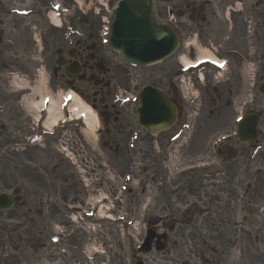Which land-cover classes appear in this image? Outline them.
Segmentation results:
<instances>
[{
    "label": "flooded vegetation",
    "instance_id": "1",
    "mask_svg": "<svg viewBox=\"0 0 264 264\" xmlns=\"http://www.w3.org/2000/svg\"><path fill=\"white\" fill-rule=\"evenodd\" d=\"M236 1L216 0L215 6L210 7L214 8L210 12L215 19L213 23L202 17L209 15L202 0H176L171 8L169 0H163L157 16L167 21L170 11L177 10L181 18L175 24V29L181 43L197 33V46L210 47L218 56L230 58L231 66L240 67L247 63L248 58L245 43L248 17L238 15V19L231 18L229 28L221 22L225 11L233 9ZM54 6L58 7L55 23L47 17L48 12L56 10ZM241 6L243 8V4ZM94 8L93 0H0V192L12 196L19 189L20 197V202L11 211L5 215L0 212V224L27 219L33 227L38 228L41 216L58 219L67 216L68 213L56 201L63 205L74 201L70 194L67 169L58 161L54 150L68 144L72 128L64 124L50 133L43 131L46 109L42 111L35 106L39 98L37 92H33V87L38 71L36 61L39 59L46 64L44 69L52 67L51 74L55 81L47 89L54 94L60 80L72 87L75 78L67 75L72 61L86 63L90 55L88 49L93 51V58L102 54L101 17L91 13L96 16L92 17L88 12ZM252 9L254 37L258 42H264V28L259 25V19L264 24V0H258ZM17 10H25V14ZM233 25H236L235 29H232ZM56 50L64 58V67L54 66ZM186 53L193 57L195 49L189 48ZM256 53L260 63L264 53L260 50ZM69 54L73 56L72 59H69ZM52 55L54 59H51ZM29 57L32 63L25 68V58ZM86 68L90 69V66ZM18 73L23 78V85L12 82ZM242 91V83L238 82L235 100L231 97L228 100V117L233 114L232 103L241 100ZM243 149L239 147L236 151L234 146L227 148L228 154L234 153L232 161L235 164L240 162ZM261 163L264 165V158H261ZM16 260L13 257L12 261ZM4 263L7 264L6 261Z\"/></svg>",
    "mask_w": 264,
    "mask_h": 264
},
{
    "label": "rangeland",
    "instance_id": "2",
    "mask_svg": "<svg viewBox=\"0 0 264 264\" xmlns=\"http://www.w3.org/2000/svg\"><path fill=\"white\" fill-rule=\"evenodd\" d=\"M27 62V58L25 60V64ZM160 66H156L154 68H152V70H157L159 69ZM145 72H146V68H142V69H132L130 71V73L124 77H122L123 72H119L118 74L120 76V78L122 79V81H125L124 79H130V81L135 82L137 81L138 84L142 85L145 84V82L148 81V79H145ZM134 75H137V77H134ZM48 80V79H47ZM119 82H121L120 80H118ZM73 99L75 100V102L79 103L78 100L76 99V96L73 95ZM82 104V103H81ZM79 106V104H76ZM96 124H93V126L91 127V130L89 132V136L91 139H89V141L93 142L94 147H97V145L95 144L98 138L101 137H97V132H96ZM95 141V143H94ZM98 151H104L103 149H101V147L99 146V150ZM117 173H114L112 170L109 173V176L113 179H117ZM123 201L125 203V208L122 209L121 208V217H122V223L121 224V232H120V245L119 248L117 249V256L115 258L114 261L111 260V262L109 261L108 263L105 262L103 264H131L130 261V255H131V249H134V245L137 243V241L141 238L142 234H143V225L145 224V221L143 219V221H140V224L138 225V223H136V230L130 227H127L128 222H132L133 220L137 221L138 220V216L140 213V209H141V205L144 203H141L140 207L137 209L135 216L132 215L133 214V209H130L131 214L127 215V213H129V211H127V203H128V197L127 195L123 197ZM133 217V218H132ZM139 222V221H138ZM106 235V234H105ZM108 238V236H107ZM8 241V238L5 237L4 238V242ZM112 251V249H111ZM92 254V253H91ZM109 259V258H108ZM145 261V258H143ZM87 264H92L91 262H87Z\"/></svg>",
    "mask_w": 264,
    "mask_h": 264
},
{
    "label": "water",
    "instance_id": "3",
    "mask_svg": "<svg viewBox=\"0 0 264 264\" xmlns=\"http://www.w3.org/2000/svg\"><path fill=\"white\" fill-rule=\"evenodd\" d=\"M146 0H124L121 7H120V16L117 18V10L114 11L113 16L111 17L112 21V28L114 27V33L115 35L112 37L113 44L116 45V47H120L122 49H126L127 45L126 43L131 42L133 40H139L143 39L145 36H149V34L152 33L151 27L149 28L148 21L146 23H141L139 26H136L133 30V37L132 35V28H128V25L132 26V22H134V19H132L127 13L129 10L135 9L137 11V15L141 16L142 14L137 8L138 4L146 3ZM119 8V7H118ZM127 9V12L123 14L122 11ZM147 20L149 19L148 14L145 15ZM117 25H119L121 28L117 31ZM148 32V33H146ZM140 36V37H138Z\"/></svg>",
    "mask_w": 264,
    "mask_h": 264
},
{
    "label": "bare ground",
    "instance_id": "4",
    "mask_svg": "<svg viewBox=\"0 0 264 264\" xmlns=\"http://www.w3.org/2000/svg\"><path fill=\"white\" fill-rule=\"evenodd\" d=\"M42 88H43L42 81H38L37 87H35L34 90L35 91H41ZM81 112H86L87 113V114L85 113L86 114V118L84 120H86V122L88 124L90 123V125L92 124V126H93L94 122L96 121V116H95L94 112H92V110L89 107H87V108H85L83 110H80V112H78L77 114H75V117L77 119H80V118H84L85 117V114L82 115Z\"/></svg>",
    "mask_w": 264,
    "mask_h": 264
}]
</instances>
